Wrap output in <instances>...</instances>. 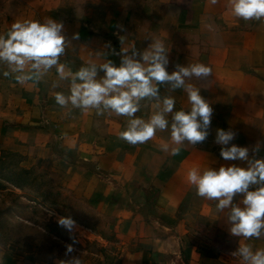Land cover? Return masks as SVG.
<instances>
[{
	"label": "crops",
	"instance_id": "0c3cea01",
	"mask_svg": "<svg viewBox=\"0 0 264 264\" xmlns=\"http://www.w3.org/2000/svg\"><path fill=\"white\" fill-rule=\"evenodd\" d=\"M133 7V15L126 14L122 4H117L112 14L104 11L82 16L63 13L56 6L47 7L43 0H0V36L7 38L11 25L17 21L43 23L51 18L62 22L63 34L69 41L60 57L66 73L74 74L90 64L99 67L108 60L119 66L120 53L130 54L133 48L143 51L151 43L149 36L162 39L169 51L187 50L177 56L169 53V73L175 70V65H184L187 55L194 64L210 67L212 75L209 81H196L201 96L214 98L210 134L201 143L207 148L185 142L179 146L177 155L170 151L156 154L159 164L151 167L146 188L136 189L132 194L138 205H145L151 185L160 188L152 205L156 215L149 218L152 227L148 235L149 244L133 253L128 264L178 263L176 257L181 252L188 264H240V257H233L230 253L241 245H249L254 252L264 250V235L259 239L232 236L226 224L227 210L218 212L217 201L199 197L187 174L192 168H197L202 174L209 167L217 170L220 166L232 164L246 167L244 161L221 158V145L215 143L217 129H231L237 133L231 143L248 147L250 156L260 143L255 158H264V21H244L235 17L229 0H218L215 5L210 0H135ZM74 36L78 39H73ZM195 49L202 51L201 56H194L192 50ZM19 75L21 73L12 72L6 63L0 62L2 146L28 143L46 151L52 147L60 150L71 147L77 156L89 159L100 151L103 152L102 157L109 155L107 150L99 149L104 145L98 148L99 144L115 146L122 141L116 135L121 129L126 130L128 117L109 112L97 115L96 109L82 111L71 104L61 107L56 103V93L70 95L71 76L61 79L56 67L42 77L33 76L23 83L17 79ZM103 76L104 72L98 70L97 79ZM159 88L161 97L171 96L180 109L190 110L178 100L188 98L183 89L173 91L166 84ZM154 111V101L144 100L135 116L147 121ZM99 125L107 130V139L99 137ZM156 134H159L158 130ZM159 135L170 149L178 147L171 140L170 124ZM127 158L137 161L141 155L133 153ZM117 159L122 157L116 155L114 160ZM163 162L166 175L160 179L156 174ZM195 222L213 230V246H219V239L223 236L229 248L209 246L207 255L213 258L203 256V250L191 244L193 239L189 227ZM216 233L219 235L217 238ZM199 236L198 241L204 244ZM240 262L246 264L243 260Z\"/></svg>",
	"mask_w": 264,
	"mask_h": 264
},
{
	"label": "rangeland",
	"instance_id": "374dc122",
	"mask_svg": "<svg viewBox=\"0 0 264 264\" xmlns=\"http://www.w3.org/2000/svg\"><path fill=\"white\" fill-rule=\"evenodd\" d=\"M43 1L47 7L56 6L63 13L85 16L104 11L112 14L117 4H122L126 14L133 15L135 0ZM183 52L187 50L169 51L175 56ZM192 52L194 56L202 53L198 49ZM187 56L184 66L194 64ZM188 83L197 86L195 78ZM205 99L210 106L214 102V98ZM178 100L191 107L188 98ZM121 131L124 129L119 134ZM97 132L100 138H108L105 127L99 125ZM3 134L1 130L0 264H59L60 260L69 258L65 255L68 245L74 249L69 255L80 256L82 264H128L133 253L148 246L152 228L149 218L156 215L152 205L160 188L151 185L145 205H138L132 194L136 189L146 188L151 167L159 164L156 154L165 153L161 150L166 144L161 135L155 134L146 143L132 145L118 134V140L122 141L115 146L99 142L98 148L104 145L99 149L107 150L109 155L102 157L100 151L84 159L71 147L63 150L52 147L46 151L28 143L2 146ZM196 146L207 148L201 143ZM133 153L141 155V159L128 160L127 156ZM116 155L122 159L115 161ZM165 167L163 162L156 174L158 178H165ZM58 217H71L76 227L69 232L59 226ZM189 229L191 244L203 250V256H208V247H216L212 241L213 230L197 222ZM198 236L206 246L198 241ZM215 237L219 235L216 233ZM219 240L216 248H229L223 236ZM179 254L178 263L170 264H188L183 253ZM238 260L241 264L242 258Z\"/></svg>",
	"mask_w": 264,
	"mask_h": 264
},
{
	"label": "clouds",
	"instance_id": "9594fccd",
	"mask_svg": "<svg viewBox=\"0 0 264 264\" xmlns=\"http://www.w3.org/2000/svg\"><path fill=\"white\" fill-rule=\"evenodd\" d=\"M210 2L215 5L218 0ZM229 6L237 18L264 21V0H229ZM118 27L123 30L122 26ZM63 29L62 22L51 18L43 23L36 20L14 22L7 38L0 36V62L6 63L12 72L21 73L17 76L21 83L33 76L42 77L53 67L61 79L71 76L70 95L56 93V103L61 107L71 104L82 111L96 109L97 115L109 112L128 117L126 130L120 132L119 138L132 145L146 143L157 130H167L169 124L171 140L178 147L170 149L168 144H163L161 150L164 152L177 155L179 146L185 142L195 146L207 139L213 108L201 96L200 87L186 81L195 78L197 82H208L212 75L210 67L202 63L177 64L169 73V49L162 39L149 36L151 43L143 51L133 48L130 54L120 53L119 66L108 60L99 67L90 64L74 74L66 73L65 65L60 63L69 42ZM98 70L104 72L100 79H97ZM165 84L173 91L183 89L187 93L190 110L176 111L173 97H161L159 86ZM144 100L154 101L155 107L147 121L135 116ZM236 135L231 129H217L215 143L221 145V158L244 161L246 167L236 164L220 166L218 170L209 167L202 174L192 168L187 179L195 186L199 197L217 201L218 212L227 210L226 224L232 236L259 239L264 235V158H255L260 143L253 148L251 156L248 147L231 143ZM58 224L69 232L76 227L71 217H58ZM73 251L72 245H68L65 255L69 258L60 260L59 264H82L80 256L69 255ZM230 255L242 258L246 264H264V250L254 252L249 245L239 246Z\"/></svg>",
	"mask_w": 264,
	"mask_h": 264
},
{
	"label": "trees",
	"instance_id": "16d2710c",
	"mask_svg": "<svg viewBox=\"0 0 264 264\" xmlns=\"http://www.w3.org/2000/svg\"><path fill=\"white\" fill-rule=\"evenodd\" d=\"M174 110L179 111L180 109H179L178 107L175 106Z\"/></svg>",
	"mask_w": 264,
	"mask_h": 264
}]
</instances>
